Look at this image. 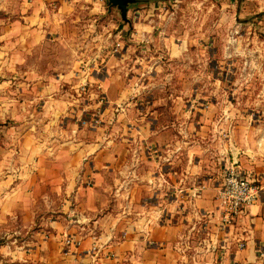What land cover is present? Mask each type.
<instances>
[{
  "label": "crops",
  "instance_id": "0c3cea01",
  "mask_svg": "<svg viewBox=\"0 0 264 264\" xmlns=\"http://www.w3.org/2000/svg\"><path fill=\"white\" fill-rule=\"evenodd\" d=\"M56 1L0 0V264H264V127L201 83L205 48L128 10L118 54L104 38L58 65L38 50L75 47L58 29L76 7ZM233 157L262 198L226 232Z\"/></svg>",
  "mask_w": 264,
  "mask_h": 264
},
{
  "label": "rangeland",
  "instance_id": "374dc122",
  "mask_svg": "<svg viewBox=\"0 0 264 264\" xmlns=\"http://www.w3.org/2000/svg\"><path fill=\"white\" fill-rule=\"evenodd\" d=\"M66 1L76 7V12L69 24L58 31L75 43V47L57 44L38 51L46 50V53L56 56L59 65L71 50L95 56L100 52L95 45L104 38L106 49L114 54L122 50L120 41L128 39L132 29L122 30L129 21L122 18L121 11L110 5L109 0ZM95 4L102 7L101 14L94 12ZM55 6H60L58 0L49 7ZM128 7L132 18L137 10L141 11L143 18L150 12L156 18L171 17L174 20L172 30L176 35L196 39L200 48H205L201 61L205 75L201 74V83L221 86L225 98L233 103V114L244 117L243 120L247 119L255 126L264 127V0H136ZM86 94L88 84L77 93L78 98H84ZM98 101L99 114L108 101L104 95H99ZM100 122L95 116L94 126ZM231 167L248 178L239 168L238 157L228 162L223 177ZM254 183L259 188V202L262 188ZM227 230L229 228L223 231ZM15 238L20 240L22 236L16 234Z\"/></svg>",
  "mask_w": 264,
  "mask_h": 264
},
{
  "label": "built area",
  "instance_id": "2783aa9c",
  "mask_svg": "<svg viewBox=\"0 0 264 264\" xmlns=\"http://www.w3.org/2000/svg\"><path fill=\"white\" fill-rule=\"evenodd\" d=\"M259 188L254 181L245 178L238 171L231 167L223 177L222 185L219 190V201L221 209V221L219 228L226 230L237 221L242 210L256 204L259 200ZM67 245H78V241L66 240ZM241 249L246 247L244 242H240ZM98 251L92 250V260L89 264H103L96 256ZM259 256L264 258V251H259ZM83 264V263H79Z\"/></svg>",
  "mask_w": 264,
  "mask_h": 264
},
{
  "label": "water",
  "instance_id": "95a60500",
  "mask_svg": "<svg viewBox=\"0 0 264 264\" xmlns=\"http://www.w3.org/2000/svg\"><path fill=\"white\" fill-rule=\"evenodd\" d=\"M136 0H109L110 5L117 7L121 11V16L124 20H127L128 6Z\"/></svg>",
  "mask_w": 264,
  "mask_h": 264
}]
</instances>
